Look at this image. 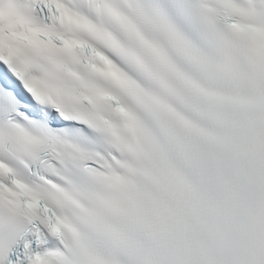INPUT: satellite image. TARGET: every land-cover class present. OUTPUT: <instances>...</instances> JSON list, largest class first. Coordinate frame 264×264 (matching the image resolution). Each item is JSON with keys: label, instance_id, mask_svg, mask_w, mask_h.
I'll use <instances>...</instances> for the list:
<instances>
[{"label": "snow or ice", "instance_id": "obj_1", "mask_svg": "<svg viewBox=\"0 0 264 264\" xmlns=\"http://www.w3.org/2000/svg\"><path fill=\"white\" fill-rule=\"evenodd\" d=\"M0 264H264V0H0Z\"/></svg>", "mask_w": 264, "mask_h": 264}]
</instances>
